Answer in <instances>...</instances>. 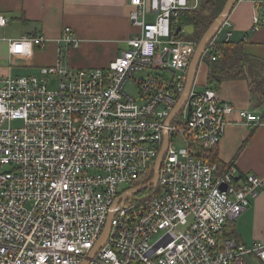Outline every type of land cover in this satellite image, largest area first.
I'll use <instances>...</instances> for the list:
<instances>
[{"label":"built area","instance_id":"1","mask_svg":"<svg viewBox=\"0 0 264 264\" xmlns=\"http://www.w3.org/2000/svg\"><path fill=\"white\" fill-rule=\"evenodd\" d=\"M247 1L264 14V0ZM130 4L139 32L107 66L57 63L0 80V264H264V243L246 246L223 235L264 190V176L202 156L219 144L229 115L238 112L248 125L262 123L261 115L194 84L168 122L199 44L178 38L187 33L183 25L175 35L174 18L199 0ZM252 20V31L264 23L258 15ZM8 21L0 15V27ZM230 26L228 18L203 56L218 57L216 40L232 38ZM60 42L80 45L70 27ZM29 44L43 46L45 38L8 39L10 56L24 55ZM147 68L174 75L142 78L139 103L124 86ZM166 136L157 184L129 195L153 179ZM175 137L187 146L176 151ZM123 195L106 243L89 258Z\"/></svg>","mask_w":264,"mask_h":264},{"label":"crops","instance_id":"2","mask_svg":"<svg viewBox=\"0 0 264 264\" xmlns=\"http://www.w3.org/2000/svg\"><path fill=\"white\" fill-rule=\"evenodd\" d=\"M132 9L130 0H0V15L9 19L8 25L0 27V80L15 76V67L29 75L57 63L76 69L107 66L128 49V40L139 32L129 20ZM254 15L264 18L251 1H237L228 29L232 40L244 41L245 53L264 60V23L252 31ZM65 27L80 40L78 47L60 42ZM24 34L43 36L45 44H29L24 55L11 57L8 39ZM207 75L208 65L201 60L195 84L203 88L196 90L208 87ZM217 91L236 109L261 114L251 104L247 81H224ZM214 148L220 166L234 164L240 174L264 176V122L248 125L238 112L232 113L224 136ZM234 228L238 242L246 246L264 243V190L235 220Z\"/></svg>","mask_w":264,"mask_h":264},{"label":"trees","instance_id":"3","mask_svg":"<svg viewBox=\"0 0 264 264\" xmlns=\"http://www.w3.org/2000/svg\"><path fill=\"white\" fill-rule=\"evenodd\" d=\"M226 2L227 0H199L196 8L183 10L174 18V23L177 26L193 25L194 31L192 34L180 33L178 38L194 39L200 42L223 11ZM215 44L220 52L218 57L213 60L211 53L202 57V61L208 65L207 86L217 90L224 81H247L251 104L253 108L261 110V122H264V60L245 53L244 41H234L231 38L225 40L223 36H220ZM215 149L212 148L202 156L221 165L217 160ZM234 222L226 223L223 231L225 237L236 238Z\"/></svg>","mask_w":264,"mask_h":264},{"label":"water","instance_id":"4","mask_svg":"<svg viewBox=\"0 0 264 264\" xmlns=\"http://www.w3.org/2000/svg\"><path fill=\"white\" fill-rule=\"evenodd\" d=\"M236 3H237V0H227L223 11L218 16V18L214 21V23L209 27V29L207 30V32L204 34L201 41L199 42L197 50L194 53V56H193L192 61L190 63V67L188 70L187 82H186V86H185V91H184L183 95L181 96L179 102L177 103L175 109L173 110L171 116L169 117L168 122L171 121L173 116L177 114V112L183 107V105L187 101V98H188L191 90L194 87L197 72L199 69V65L201 63L205 49H206L208 43L214 38V36L219 31V29L222 27L225 20H227L229 18V15H230L231 11L233 10ZM181 29H182V27L178 26L176 31H175V35H177L181 31ZM183 29L185 31H187V33L192 34L194 31V26L193 25H187V26H184ZM168 143H169V138L166 136L165 144H164L163 149L160 152L158 159H157L153 179L149 183L144 184L142 186H139L136 189L130 191L129 195H133V194H135V193H137L143 189L148 188L151 185L157 184L159 168H160L161 162L163 160V157L167 151ZM126 198H127V195H123L120 199L117 200V202L112 207V210L109 213V217H108V220L106 222L105 228L102 232V235H101L98 243L96 244V246L89 253V256H88L89 258H92L97 253V251L106 243L108 236H109L110 228H111V220L113 218V214L115 212L117 204L120 200H125ZM87 263H88V260H84L81 264H87Z\"/></svg>","mask_w":264,"mask_h":264},{"label":"rangeland","instance_id":"5","mask_svg":"<svg viewBox=\"0 0 264 264\" xmlns=\"http://www.w3.org/2000/svg\"><path fill=\"white\" fill-rule=\"evenodd\" d=\"M151 19V18H150ZM9 22V21H8ZM12 68L13 65L9 64ZM19 68L15 67V76H20L23 74H26L22 70H18ZM174 75L173 71L171 70H162V69H155V68H147L142 71H135L133 73V77L129 79L125 86L124 90L127 94L136 97L138 99L139 103H143L145 100L140 98L139 92L141 90V84L139 83L140 80L143 78L144 80H147L149 77H157V78H163V79H170ZM56 84L53 82V84L50 86V88H55ZM203 87L199 86L197 83L195 84V89H202ZM19 123H15L14 125H18ZM172 145L176 148V151L180 150L181 148H185L187 146V141L180 138V137H175L173 139ZM129 185H122L121 191H123L125 188H128Z\"/></svg>","mask_w":264,"mask_h":264}]
</instances>
